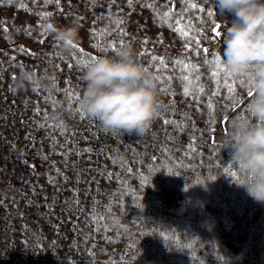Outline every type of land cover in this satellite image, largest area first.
Instances as JSON below:
<instances>
[{"label":"trees","instance_id":"1","mask_svg":"<svg viewBox=\"0 0 264 264\" xmlns=\"http://www.w3.org/2000/svg\"><path fill=\"white\" fill-rule=\"evenodd\" d=\"M232 18L217 0H0V264H264V202L222 143L250 99L221 59ZM72 23L66 58L45 29ZM124 44L159 77L143 136L77 111L79 61ZM22 70L59 87L21 88Z\"/></svg>","mask_w":264,"mask_h":264},{"label":"clouds","instance_id":"2","mask_svg":"<svg viewBox=\"0 0 264 264\" xmlns=\"http://www.w3.org/2000/svg\"><path fill=\"white\" fill-rule=\"evenodd\" d=\"M221 12L233 18L226 23L221 59L235 77H243L250 88L246 109L231 117L223 137V148L231 152L230 164L238 171L237 185L246 188L257 202H264V0H217ZM51 34L62 56L76 51L79 25H52ZM78 100L80 113L97 121L101 130L113 135L143 136L161 115L155 73L137 59L132 44L122 45L114 56H99L85 68ZM21 88H40L54 93L59 87L51 73L22 70ZM67 109L56 106L54 116L62 119Z\"/></svg>","mask_w":264,"mask_h":264},{"label":"snow or ice","instance_id":"3","mask_svg":"<svg viewBox=\"0 0 264 264\" xmlns=\"http://www.w3.org/2000/svg\"><path fill=\"white\" fill-rule=\"evenodd\" d=\"M192 7H196L195 4L192 5ZM211 14V13H210ZM52 25H48L47 28L45 29L47 31V29H51ZM217 28H219V26H217ZM216 35H219V31H216ZM76 47V46H74ZM205 51H210V50H205ZM94 59V58H93ZM161 61H162V58H160ZM79 63L83 64L85 67L88 65V62H84V61H79ZM216 63L219 64L220 63V60L219 58L216 59ZM228 74L229 75H232L229 71H228ZM157 80H159V77H157ZM249 95H251V93H249ZM167 122V121H165Z\"/></svg>","mask_w":264,"mask_h":264},{"label":"rangeland","instance_id":"4","mask_svg":"<svg viewBox=\"0 0 264 264\" xmlns=\"http://www.w3.org/2000/svg\"><path fill=\"white\" fill-rule=\"evenodd\" d=\"M79 40V39H78Z\"/></svg>","mask_w":264,"mask_h":264}]
</instances>
